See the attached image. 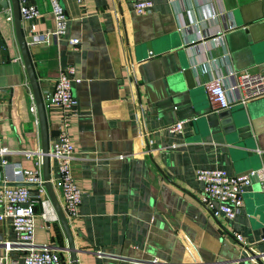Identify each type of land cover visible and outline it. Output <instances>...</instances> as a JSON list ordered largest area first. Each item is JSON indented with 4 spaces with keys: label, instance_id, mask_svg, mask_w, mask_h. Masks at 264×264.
Here are the masks:
<instances>
[{
    "label": "crops",
    "instance_id": "1",
    "mask_svg": "<svg viewBox=\"0 0 264 264\" xmlns=\"http://www.w3.org/2000/svg\"><path fill=\"white\" fill-rule=\"evenodd\" d=\"M7 1L8 8L0 6L1 143L12 151L10 162L33 168L41 157L40 127L14 26L5 18ZM152 1L149 13L137 14L127 0H59L67 22L56 36L49 0H28L39 15L34 29L26 22L22 29L40 92L52 89L67 65L78 78L69 129L83 191L69 222L77 263L264 264L259 184L245 189L241 214L229 220L202 203L203 184L195 177L199 168L242 174L264 165V96L222 118L205 88L220 70L264 71V0ZM218 30H224L219 41L206 39ZM71 37L80 40L77 47ZM225 84L236 95L231 79ZM58 119L46 112L49 149ZM177 120H185L182 132H169L165 127ZM57 175L50 165V178ZM52 186L61 206L58 185ZM34 221L37 244H67L60 222ZM14 238L10 220H0V255L2 242ZM23 254L10 251L17 264ZM252 254L262 255L242 258Z\"/></svg>",
    "mask_w": 264,
    "mask_h": 264
},
{
    "label": "built area",
    "instance_id": "2",
    "mask_svg": "<svg viewBox=\"0 0 264 264\" xmlns=\"http://www.w3.org/2000/svg\"><path fill=\"white\" fill-rule=\"evenodd\" d=\"M83 2V0H77ZM132 4L137 14H147L153 7L152 0H127ZM54 18L53 33L56 36L64 34L66 29V14L59 0H49ZM21 22L28 23L30 29H34V19L39 15L36 5L28 0H18ZM216 14L211 17H215ZM6 20L13 23L12 12L5 16ZM229 25L226 30L232 29ZM224 30H218L207 40L219 41ZM72 47H77L80 40L76 37L68 38ZM4 46L0 44V50ZM231 79L229 88L236 92L230 96L225 84L226 79ZM78 81L74 65H67L60 69L55 78L52 89L41 93L45 112H57L58 125L56 139L49 149L50 165L58 175L51 183L58 185L62 200L61 208L68 222L76 220L78 207L81 203L83 191L77 185L73 172L72 162L74 148L70 139L69 129L71 120L77 115V100L73 94V84ZM207 94L216 110L227 109L230 106L264 96V71L221 70L205 84ZM33 113H37L36 106L30 107ZM185 120H177L168 124L165 128L171 132H182ZM12 151L1 143L0 136V220L9 219L13 227L14 240L2 242L3 254L0 255V264H17L18 259L10 255L12 250L23 251V264H63L61 254L66 252L65 247L49 244H37L35 242V218L39 216L47 224H59V217L41 185L43 182L41 157L34 161L33 168H24L21 164L12 163L7 155ZM29 158L30 152H24ZM195 177L203 184L201 201L214 216L224 215L233 220L241 214L245 189L253 182H257L264 192V165L249 170L242 174H232L222 168H199L195 171ZM32 184V185H29ZM31 186H36V194L31 192ZM40 204V211L35 209ZM235 237L244 242L241 235L235 233ZM67 253V252H66ZM262 254L248 255L242 258L256 259ZM151 264H181L153 259ZM194 264V263H193Z\"/></svg>",
    "mask_w": 264,
    "mask_h": 264
},
{
    "label": "water",
    "instance_id": "3",
    "mask_svg": "<svg viewBox=\"0 0 264 264\" xmlns=\"http://www.w3.org/2000/svg\"><path fill=\"white\" fill-rule=\"evenodd\" d=\"M11 4V12L13 16V26H14V31H15V36L16 40L21 52V56L24 62V66L26 69V73L28 76V81L31 86L32 90V95L34 98V103L36 106L37 110V116H38V122H39V127H40V137H41V150H40V155H41V162H42V176H43V182L42 186L45 188L46 193L59 217V222L61 224V227L64 231V234L67 238V244L64 246L65 250L67 252L70 264H78L77 263V252L78 249L76 248L73 234L71 232V228L69 225V222L67 221L63 210L58 202L57 196L54 192L52 183L50 181V161H49V145H48V131H47V122H46V112L43 106L42 102V97H41V92L40 88L38 85V81L29 57L28 49H27V44L24 38L23 34V29H22V22L20 18V13H19V4L18 0H10ZM0 6L4 9L9 7V2L7 0H0ZM237 106V107H236ZM242 103H237L235 106H230L227 109H223L220 113V116L222 118H227L229 117L233 110H235L234 107L236 108H242ZM259 168V167H258ZM257 169V168H255ZM252 170V169H251ZM32 185V184H29ZM254 255V254H252ZM62 260H64L63 254H61ZM63 264H65L63 262Z\"/></svg>",
    "mask_w": 264,
    "mask_h": 264
}]
</instances>
